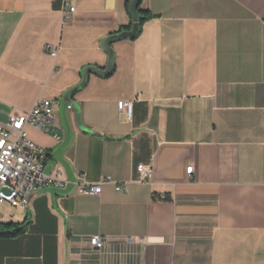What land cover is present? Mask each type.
I'll return each instance as SVG.
<instances>
[{
    "label": "crops",
    "instance_id": "1",
    "mask_svg": "<svg viewBox=\"0 0 264 264\" xmlns=\"http://www.w3.org/2000/svg\"><path fill=\"white\" fill-rule=\"evenodd\" d=\"M72 2L65 18V0H0V118L58 101L60 139L26 131L68 181L28 209L0 203V223L28 224L0 236V264H264V0H142L153 17L74 96L68 172L62 95L107 66L103 39L132 21L129 0Z\"/></svg>",
    "mask_w": 264,
    "mask_h": 264
},
{
    "label": "built area",
    "instance_id": "2",
    "mask_svg": "<svg viewBox=\"0 0 264 264\" xmlns=\"http://www.w3.org/2000/svg\"><path fill=\"white\" fill-rule=\"evenodd\" d=\"M72 0H65L63 12H74ZM53 54L57 50L51 49ZM58 101L41 99L34 107L23 114H11L6 119L0 118V203L7 202L15 208L28 209L32 195L45 185H65L68 181L61 174V168L50 174L45 171L48 149L37 145L29 139L26 127L32 126L38 130L53 132L56 139H60V127L56 124L55 107ZM118 108L131 117L133 101L121 100ZM193 166L187 169L189 174ZM142 177L150 175V169L145 164L138 166ZM106 181L88 184L86 181L80 186V191L87 194L99 195ZM118 191H126L125 184H117ZM91 244L101 248L105 241L100 234L91 237Z\"/></svg>",
    "mask_w": 264,
    "mask_h": 264
},
{
    "label": "water",
    "instance_id": "3",
    "mask_svg": "<svg viewBox=\"0 0 264 264\" xmlns=\"http://www.w3.org/2000/svg\"><path fill=\"white\" fill-rule=\"evenodd\" d=\"M141 1L142 0H130L129 2V13L132 18L131 28L123 29L117 33L110 34L103 39L102 46L109 54V60L107 66L105 68H100L98 66H93V65L84 67L82 70L81 81L78 84L66 90L65 93L62 95V98L60 100V113L62 118V125L65 130V140L59 146V148L55 152V155L57 159L65 165L68 172L70 171L69 165L63 159L62 154L63 151L66 149V147L69 145L73 135V131L69 119V109H75L77 118H79L81 111L79 104L74 101V96L79 90L83 89L88 84L91 73L98 74L99 76L102 77H107L113 72L114 63H115V50L113 48V43L122 39H134L139 34L140 22L142 18V15L139 11V6L141 4ZM70 179L71 182H74L73 177L70 176ZM35 194H37V192H35L31 197H33Z\"/></svg>",
    "mask_w": 264,
    "mask_h": 264
},
{
    "label": "trees",
    "instance_id": "4",
    "mask_svg": "<svg viewBox=\"0 0 264 264\" xmlns=\"http://www.w3.org/2000/svg\"><path fill=\"white\" fill-rule=\"evenodd\" d=\"M128 8H129V3H128ZM139 11L142 15L140 22V31H139L140 34L143 29V25L147 20L153 17V14L149 10L144 9L142 7V1L139 6ZM130 28H131V23L128 26L122 27L120 31L123 29H130ZM27 228H28V224L26 223V221L22 223H15V222L0 223V236L4 238L18 237L23 235L27 231Z\"/></svg>",
    "mask_w": 264,
    "mask_h": 264
}]
</instances>
